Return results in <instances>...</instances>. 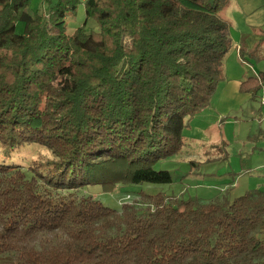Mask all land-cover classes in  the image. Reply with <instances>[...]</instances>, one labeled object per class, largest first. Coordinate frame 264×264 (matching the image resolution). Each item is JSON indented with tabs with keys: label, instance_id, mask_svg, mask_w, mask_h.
Wrapping results in <instances>:
<instances>
[{
	"label": "trees",
	"instance_id": "obj_1",
	"mask_svg": "<svg viewBox=\"0 0 264 264\" xmlns=\"http://www.w3.org/2000/svg\"><path fill=\"white\" fill-rule=\"evenodd\" d=\"M0 0V264H264V191L202 203L140 191V207L56 192L169 184L230 48L228 0ZM24 31L16 33V24ZM264 72L242 81L248 95ZM38 147L49 155H27ZM40 156V157H39Z\"/></svg>",
	"mask_w": 264,
	"mask_h": 264
},
{
	"label": "rangeland",
	"instance_id": "obj_2",
	"mask_svg": "<svg viewBox=\"0 0 264 264\" xmlns=\"http://www.w3.org/2000/svg\"><path fill=\"white\" fill-rule=\"evenodd\" d=\"M30 6L46 13L43 0H30ZM238 12L242 18H238ZM219 16L228 23L230 39V48L222 60L221 79L209 104L184 118L178 153L155 165L156 170L170 172L171 183L117 184L109 192L103 191L100 184H88L72 191H58V196L75 199L91 195L105 207L120 211L122 204L145 205L144 197L138 195L140 191L202 203L223 195L231 202L246 192L264 191V86L249 96L239 90L242 81L264 72V0H228ZM83 23L88 30L97 29L95 22L86 18L81 0L64 18L66 33L72 34ZM239 24L240 29L252 27L256 35L236 34ZM23 31L24 22L20 21L16 33ZM240 44L241 57L236 49ZM236 80L240 82L234 91ZM39 154L49 155L36 146L27 148L30 157Z\"/></svg>",
	"mask_w": 264,
	"mask_h": 264
},
{
	"label": "crops",
	"instance_id": "obj_3",
	"mask_svg": "<svg viewBox=\"0 0 264 264\" xmlns=\"http://www.w3.org/2000/svg\"><path fill=\"white\" fill-rule=\"evenodd\" d=\"M236 5L238 6V8H239L240 10H242L238 2L236 3ZM234 8H235V7H234ZM238 13H240V12H238ZM240 14H241V16H240ZM240 14L238 15V16H239L238 18H242V17H243V16H242V13H240ZM245 17H246V16H245ZM235 33H236V34H239V33H240V35H242V36H244V35H252V34L254 33V29H253L252 27H251V28H247L246 25H245L243 28L240 29V24H239V25H238V29L236 30ZM255 33H256V32H255ZM262 33H263V32H262ZM253 35H256V34H253ZM236 49L238 50L239 56L241 57V55H242V47H241V44H240V45H237ZM240 80H241V79H240ZM240 80H236V81L234 82V91L237 90V87H238V84H239ZM247 96H249V95L247 94Z\"/></svg>",
	"mask_w": 264,
	"mask_h": 264
}]
</instances>
